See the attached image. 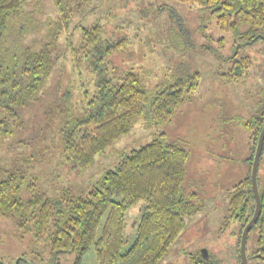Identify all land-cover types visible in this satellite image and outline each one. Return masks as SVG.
Returning <instances> with one entry per match:
<instances>
[{
	"label": "trees",
	"instance_id": "obj_1",
	"mask_svg": "<svg viewBox=\"0 0 264 264\" xmlns=\"http://www.w3.org/2000/svg\"><path fill=\"white\" fill-rule=\"evenodd\" d=\"M26 1L0 0V147L6 138L15 139L17 133L20 135L14 142H26L21 134L32 121L25 114L38 107L34 119L40 114L43 122L54 120L57 124L63 168L79 173L92 164L97 154L128 134L145 114L151 126L169 121L199 84L200 74L193 71L157 87L149 101L144 71L132 67L118 70L112 60L115 53L127 47L121 27L109 31L97 21L78 25V39L73 42L69 26L75 15L83 19L94 10V0H56L54 18L46 23L30 19L43 39L37 46L26 43L25 37L31 34L22 24ZM178 1L207 6L216 27L231 34L235 52L264 40V0ZM63 33L78 77L80 96L75 101V85L66 84L61 91L59 83L48 87ZM232 57L222 77L237 82L252 61L247 56ZM87 75L92 78V88L84 83ZM263 123L264 107L244 123L251 136L249 169L227 193L228 211L223 225L240 222L238 247L242 229L254 212L250 170ZM263 150L264 142L261 154ZM188 155L187 149L159 132L148 143L122 156L113 168H106L86 193H72L66 188L55 196L37 188V178L31 172L34 156L14 158L0 167V215L12 218L22 234L30 232L35 241L44 242L52 255L73 254L71 264H82L91 247L96 264H159L183 230L185 217L195 215L199 209L196 193L183 188ZM259 194L261 210L251 229H257L253 256L263 264L264 185ZM140 200L144 206L134 226L135 237L123 252L125 214ZM189 259L190 264H211L200 252L190 254Z\"/></svg>",
	"mask_w": 264,
	"mask_h": 264
},
{
	"label": "rangeland",
	"instance_id": "obj_2",
	"mask_svg": "<svg viewBox=\"0 0 264 264\" xmlns=\"http://www.w3.org/2000/svg\"><path fill=\"white\" fill-rule=\"evenodd\" d=\"M55 2H25L22 24L31 30L27 32L31 34L24 42L37 46L43 39L42 32L33 29L30 19L46 23L54 18L57 14ZM92 5L94 10L85 18H80L79 14L74 16L69 26L73 42L78 39V25L87 26L97 21L109 31L119 26L126 35L127 47L115 53L112 60L118 70L132 67L144 71L149 101L157 87L171 84L193 71L200 74L197 88L169 121L151 126L145 114L128 134L104 153L97 154L92 164L79 173L67 172L62 166L56 122L45 123L40 114L34 119L32 115L38 107L27 110L25 116H30L32 122L21 134L27 143L14 142L20 133L15 139L6 138L0 147V167L13 162L14 158L34 156L36 162L32 163L31 172L37 178L39 190L51 196L66 188L72 193H86L106 168H113L122 156L164 132L166 140L181 145L189 153L183 188L196 193L195 203L199 209L195 215L185 217L183 230L159 264H190L189 256L195 252H200L211 264H241L238 247L240 222L232 221L228 226L223 222L228 211L227 193L247 175L249 169L247 159L251 154V136L244 123L257 116L264 107V40L254 41L235 52L231 34L216 27L215 18L207 6L196 3L94 0ZM60 36L48 87L53 82L55 85L59 83L61 91L66 84L75 85L72 90L75 101L80 96L78 77L66 48V34ZM233 54L235 58L247 56L252 61L245 76L237 82L222 77L233 61ZM91 79L90 75L83 77L88 88H92ZM257 184L262 189L264 150L259 158ZM143 206L144 201L140 200L126 211L123 252L135 237L134 226ZM256 239L257 229L253 227L246 240L249 264L259 262L253 256ZM73 256L52 255L44 242L35 241L30 232L22 234L12 218L0 215V264H71ZM82 264H96L93 247L84 254Z\"/></svg>",
	"mask_w": 264,
	"mask_h": 264
},
{
	"label": "water",
	"instance_id": "obj_3",
	"mask_svg": "<svg viewBox=\"0 0 264 264\" xmlns=\"http://www.w3.org/2000/svg\"><path fill=\"white\" fill-rule=\"evenodd\" d=\"M263 142H264V123L258 135V139L256 142L255 151H254V156H253V160L251 164V170H250L251 189H252L254 200H255V207H254V212L252 216L250 217V219L247 221V223L243 227L241 236H240L239 253H240V260L242 264H249L247 255H246L247 234L249 230L251 229L252 225L256 222L260 214V210H261L260 194H259V188L257 184V170H258L259 158L261 155Z\"/></svg>",
	"mask_w": 264,
	"mask_h": 264
}]
</instances>
